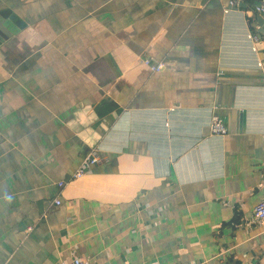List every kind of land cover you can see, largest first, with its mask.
<instances>
[{"label":"crops","instance_id":"crops-1","mask_svg":"<svg viewBox=\"0 0 264 264\" xmlns=\"http://www.w3.org/2000/svg\"><path fill=\"white\" fill-rule=\"evenodd\" d=\"M228 1L8 0L0 264H264V18Z\"/></svg>","mask_w":264,"mask_h":264},{"label":"built area","instance_id":"built-area-1","mask_svg":"<svg viewBox=\"0 0 264 264\" xmlns=\"http://www.w3.org/2000/svg\"><path fill=\"white\" fill-rule=\"evenodd\" d=\"M241 2L242 0H229L228 6L235 7ZM254 10L259 16L264 18V0H257ZM249 37L251 38V36ZM142 64L146 66L151 73H159L164 69V64L162 62L152 63L149 59H144ZM208 127L211 135L214 136H224L227 133V129L219 116H213ZM99 162L97 150L94 149L82 160L80 166L72 175L71 180L75 181L82 178L91 167ZM63 185V182L58 183L60 188L63 187ZM54 203L59 205L60 202L55 200ZM252 222L255 225L264 227V184L262 186L261 198L253 208ZM60 264H90V261L74 257L67 261H61Z\"/></svg>","mask_w":264,"mask_h":264},{"label":"water","instance_id":"water-1","mask_svg":"<svg viewBox=\"0 0 264 264\" xmlns=\"http://www.w3.org/2000/svg\"><path fill=\"white\" fill-rule=\"evenodd\" d=\"M9 4L8 0H0V47L27 27L26 22L12 10Z\"/></svg>","mask_w":264,"mask_h":264}]
</instances>
